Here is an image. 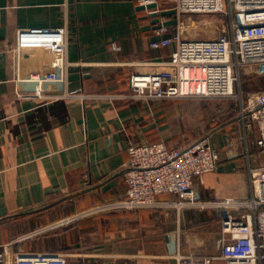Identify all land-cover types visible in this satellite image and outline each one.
<instances>
[{
	"label": "crops",
	"instance_id": "1",
	"mask_svg": "<svg viewBox=\"0 0 264 264\" xmlns=\"http://www.w3.org/2000/svg\"><path fill=\"white\" fill-rule=\"evenodd\" d=\"M158 2L160 9L175 5L173 0ZM140 4L0 0V243L29 234L23 242L27 250L84 254L70 264H177V252H220L216 208L112 210L49 229L65 215L124 194L122 169L131 140L160 139L173 146L208 135L220 160L200 185L204 199L243 198L250 192L248 167L264 165L255 145L258 132L246 138L239 118L242 104L264 89L261 82H248L252 71L264 72V65L244 69L242 100L115 96L129 88L132 72L154 69L130 62L171 54V46L154 48L151 42L175 27L161 35L154 16L145 17L151 10L139 9ZM66 19L72 61L68 89L76 94L42 97L37 85L24 78L47 71L51 53L25 49L18 58L16 34L25 27L59 26ZM113 43L121 49L114 50ZM64 89L54 84L46 93Z\"/></svg>",
	"mask_w": 264,
	"mask_h": 264
},
{
	"label": "built area",
	"instance_id": "2",
	"mask_svg": "<svg viewBox=\"0 0 264 264\" xmlns=\"http://www.w3.org/2000/svg\"><path fill=\"white\" fill-rule=\"evenodd\" d=\"M141 4L158 0H140ZM178 23L173 33L151 42L154 48L171 46L168 58L135 60L132 64L152 66V71H134L129 88L115 94L122 98H224L242 100L241 68L264 65V0H173ZM159 3V2H158ZM222 13L225 27L214 37H195L199 14ZM162 25L160 33H168ZM198 31V30H197ZM67 19L55 27H25L16 34L14 50L18 58L25 49H46L51 53L50 68L24 78L34 82L39 96L52 99L75 95L69 90V34ZM112 48L119 51L117 43ZM65 87L62 93H46L50 86ZM239 84V86H238ZM239 88V89H238ZM239 118L246 138L258 130L255 145L264 150V89L248 104H242ZM129 158L122 174L126 189L118 198L96 202L79 212L54 221L49 229L72 224L79 218L102 212L168 206L200 209L216 208L220 213L221 250L218 254L177 252V264H264V165L249 166L250 192L241 199L234 196L204 199L200 185L208 172L218 168L220 153L208 135L188 145L165 141L131 140ZM198 180V182H196ZM176 194L177 198H165ZM29 234L0 243V264H70L80 258L76 251L27 250L23 242ZM17 246V247H16ZM16 247V248H15Z\"/></svg>",
	"mask_w": 264,
	"mask_h": 264
},
{
	"label": "rangeland",
	"instance_id": "3",
	"mask_svg": "<svg viewBox=\"0 0 264 264\" xmlns=\"http://www.w3.org/2000/svg\"><path fill=\"white\" fill-rule=\"evenodd\" d=\"M195 18L198 20V23L199 20H201L200 23L196 25V33L192 34V36L195 37H214L225 27V24L227 22V18L222 13H210L204 15L199 14L196 15ZM246 67L249 66L241 68L240 85L244 82L245 75L246 78L248 77V75L244 73V69H246ZM252 72L249 75L252 77V80L248 82L252 83L253 85H258V82H261L264 85V72L259 74H254ZM260 156L262 163H264V150H261L259 157Z\"/></svg>",
	"mask_w": 264,
	"mask_h": 264
},
{
	"label": "water",
	"instance_id": "4",
	"mask_svg": "<svg viewBox=\"0 0 264 264\" xmlns=\"http://www.w3.org/2000/svg\"><path fill=\"white\" fill-rule=\"evenodd\" d=\"M158 6H159L158 1H154L152 3L140 4L138 8L151 10L150 13L146 15L145 17L154 16L153 22L160 24V27L162 25L175 26L178 23V19L175 16L177 12L176 8L174 7V8L160 9ZM170 15L171 16L173 15V17L168 20L162 19V17H166ZM161 37L162 36H160V38Z\"/></svg>",
	"mask_w": 264,
	"mask_h": 264
},
{
	"label": "trees",
	"instance_id": "5",
	"mask_svg": "<svg viewBox=\"0 0 264 264\" xmlns=\"http://www.w3.org/2000/svg\"><path fill=\"white\" fill-rule=\"evenodd\" d=\"M9 47L10 48H12V45H9ZM254 131H257L258 132V130L257 129H255ZM257 136H258V134H257ZM160 139H157V140H152V141H150V142H156V141H159ZM160 141H162V140H160ZM167 195H169V194H166V195H164V196H167ZM171 195V194H170ZM97 202V201H96ZM96 202H94L92 205H94Z\"/></svg>",
	"mask_w": 264,
	"mask_h": 264
}]
</instances>
